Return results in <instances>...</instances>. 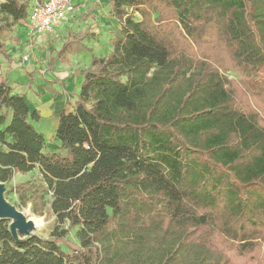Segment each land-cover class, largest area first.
I'll return each instance as SVG.
<instances>
[{
	"label": "trees",
	"instance_id": "16d2710c",
	"mask_svg": "<svg viewBox=\"0 0 264 264\" xmlns=\"http://www.w3.org/2000/svg\"><path fill=\"white\" fill-rule=\"evenodd\" d=\"M108 3L112 51L57 115L56 151L0 81V184L38 167L33 212L49 195L54 217L46 239L0 220V264H264V0ZM28 9L0 0V57Z\"/></svg>",
	"mask_w": 264,
	"mask_h": 264
},
{
	"label": "rangeland",
	"instance_id": "374dc122",
	"mask_svg": "<svg viewBox=\"0 0 264 264\" xmlns=\"http://www.w3.org/2000/svg\"><path fill=\"white\" fill-rule=\"evenodd\" d=\"M81 2L83 12L81 13V19L77 22L67 24L68 29L63 35H59L58 32L56 33L58 36L43 35L40 38L33 39L34 43L32 45V41L29 43L28 39V28L26 27L23 29L22 25L18 31L15 27V34L22 31L21 33L24 39H21V43L23 45L17 46V42L19 41H17V38L14 36H12V38H10L7 42L9 52H12V49H9L10 45L17 46L14 53L19 59H21L23 55L28 56L29 61L27 63H23V70L34 69V72L29 77L32 86L26 90V86L23 84L24 99L30 110L36 109L35 107H40L42 110L41 107H43L45 99H40V96L37 94L38 91L37 89H34L35 86L33 84L36 82L39 84L40 82L38 81L40 78L43 79L44 74L49 73L50 71H56L55 65L58 67L60 64L56 58L61 52L63 44L66 41L70 42L71 48L64 56V59L66 60V64L64 66L68 69V71H72L73 68L76 69L75 72L77 74L72 75L73 78L71 83L67 81H64V83L61 82L67 78L66 75L65 77L61 76V73L54 75L56 79L53 82L57 84L61 83L60 86L57 85L55 89L62 94L66 91V85H69L70 88L72 85L77 87L79 81L78 77L81 78L83 71L91 69L92 58H102L112 51L111 40L113 31L118 26V23L110 12L108 0H83ZM134 20L139 21L140 16L138 14H134ZM76 50H81L75 53L81 56V59L75 66L74 64L69 63V58L70 60L73 59V51ZM51 60L53 62H51ZM157 71L158 69H151L148 76H153ZM213 75L216 79L221 80H239V75L234 70L229 69H218L213 72ZM81 83L79 82V88L76 93L70 89V91L67 92V95H77L79 93ZM38 84L36 86H39ZM33 92L36 93L39 101H36V97L33 96ZM35 102L36 104L34 105ZM48 123H50V120L48 118H44L40 122L34 123L33 125L38 132H43L47 135V132L50 130ZM45 142V147L43 149L44 154L57 150L58 143L55 140V134L51 138L45 139ZM2 185L4 188L2 196L4 201L19 211L24 216L26 222H31L33 225V229L28 231V236L19 235V228H15L17 239L24 240L31 236H37L43 239L48 238L54 228V217L49 208L50 196H43L42 200L44 202V206L42 215H37L33 212L34 198L39 195L42 196L43 193L40 189L41 178L38 167H35V169L27 175H16L9 184ZM37 208H39V206ZM6 221L9 223L10 227L11 222L9 220ZM66 238L70 241L77 242L74 230H70L68 234H66Z\"/></svg>",
	"mask_w": 264,
	"mask_h": 264
},
{
	"label": "crops",
	"instance_id": "0c3cea01",
	"mask_svg": "<svg viewBox=\"0 0 264 264\" xmlns=\"http://www.w3.org/2000/svg\"><path fill=\"white\" fill-rule=\"evenodd\" d=\"M27 1V0H26ZM29 5V3H28ZM81 6V5H80ZM81 13L82 12V6L80 7V10L78 11V18L75 19L74 21L69 20L66 23H63L62 25H60L58 28L55 29L53 34L54 36H58V34L56 35V33L58 32L59 35L60 34H64L65 31L68 29L67 24L69 23H73V22H77L81 19ZM26 22H23L19 25L16 26L17 31L19 30V28L23 25V29H25L27 26L25 25ZM22 31H19L18 34H15V38H17V46H21L23 45L21 43V39L24 37H22ZM24 33V32H23ZM25 34V33H24ZM17 46H13L10 45L9 49H12V52L8 51L7 48V54H8V59H5L3 57H0V81L2 79L7 80L12 88L13 91L16 95H21L22 97H24L23 95V84L26 86V90L29 89V87L32 86L31 81L29 80L30 75L34 72V69L31 70H23V62H22V58L19 59L16 54L14 53V50L16 49ZM38 48V47H37ZM105 57V56H104ZM103 58V57H102ZM81 59V56L77 55L74 53L73 55V59L70 60L69 58V63L74 64L75 66L77 65L78 61ZM59 61V66L57 67L55 65V69L56 71H50L49 73H46L43 75V79L40 78V80L38 82H40L39 84L36 82L35 84H33L35 86V90L37 89V94L38 96H40V99L43 100L45 99V103L43 105L42 110L40 109V107H35L40 113L41 119L44 118H48L50 120V123H48L50 130L47 132V135L45 133L42 132L43 136L45 139H49L51 138L54 134H55V130L57 128L58 125V120L56 118V116L63 110H65L66 113L72 112L73 111V107H74V102L76 100V95H72L69 96L67 95V92L71 90H73V92L76 93V91L79 88V82H82V76L81 78H79L78 81V85L77 87H74L73 85L70 86L66 85V91L62 93H59L57 89H55L58 86H60L61 83L57 84L55 82H53L56 78L54 75H57L59 73H61V76L65 77L66 75V79L62 80L61 82L64 83V81L66 82H72V78H73V74H77L75 71L76 69L73 68L72 71H68V69L64 66L66 64V60L64 59L63 61L61 60H57ZM27 63V62H26ZM62 79V78H61ZM39 86H36V85ZM39 89V90H38ZM33 96L36 97V101H39L38 96L36 95L35 92H33ZM36 104V102L34 103V105ZM39 121V122H40Z\"/></svg>",
	"mask_w": 264,
	"mask_h": 264
},
{
	"label": "built area",
	"instance_id": "2783aa9c",
	"mask_svg": "<svg viewBox=\"0 0 264 264\" xmlns=\"http://www.w3.org/2000/svg\"><path fill=\"white\" fill-rule=\"evenodd\" d=\"M29 3L26 26L28 28L29 43L35 38L53 34L55 29L69 20L78 18L81 1L83 0H27ZM22 62L29 61L23 55Z\"/></svg>",
	"mask_w": 264,
	"mask_h": 264
},
{
	"label": "water",
	"instance_id": "95a60500",
	"mask_svg": "<svg viewBox=\"0 0 264 264\" xmlns=\"http://www.w3.org/2000/svg\"><path fill=\"white\" fill-rule=\"evenodd\" d=\"M4 188L0 184V220H9V227L12 236L17 239L15 228H19V235L28 236V231L33 229L31 222H26L24 216L17 211L13 206L6 203L3 199Z\"/></svg>",
	"mask_w": 264,
	"mask_h": 264
}]
</instances>
